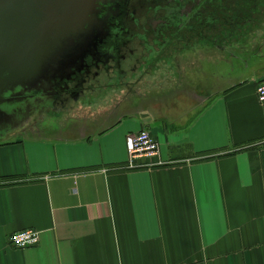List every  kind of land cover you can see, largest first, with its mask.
Masks as SVG:
<instances>
[{
  "label": "crops",
  "instance_id": "1",
  "mask_svg": "<svg viewBox=\"0 0 264 264\" xmlns=\"http://www.w3.org/2000/svg\"><path fill=\"white\" fill-rule=\"evenodd\" d=\"M242 48L251 59L239 78L143 110L146 124L0 142V264H264V40ZM142 130L169 165L128 167L129 136ZM28 230L37 247L9 245Z\"/></svg>",
  "mask_w": 264,
  "mask_h": 264
},
{
  "label": "flooded vegetation",
  "instance_id": "2",
  "mask_svg": "<svg viewBox=\"0 0 264 264\" xmlns=\"http://www.w3.org/2000/svg\"><path fill=\"white\" fill-rule=\"evenodd\" d=\"M263 3L116 0L107 37L54 82L52 104L43 111L96 127L141 118L143 110L180 97L195 101L241 76L251 59L242 46L264 40V21L255 16L264 14Z\"/></svg>",
  "mask_w": 264,
  "mask_h": 264
},
{
  "label": "water",
  "instance_id": "3",
  "mask_svg": "<svg viewBox=\"0 0 264 264\" xmlns=\"http://www.w3.org/2000/svg\"><path fill=\"white\" fill-rule=\"evenodd\" d=\"M115 1L0 0V139L12 125L28 132L34 116L51 106L54 82L95 54Z\"/></svg>",
  "mask_w": 264,
  "mask_h": 264
},
{
  "label": "built area",
  "instance_id": "4",
  "mask_svg": "<svg viewBox=\"0 0 264 264\" xmlns=\"http://www.w3.org/2000/svg\"><path fill=\"white\" fill-rule=\"evenodd\" d=\"M257 97L264 105V82L257 88ZM128 167L130 169L156 168L169 165L161 159L160 145L148 130H142L129 136ZM40 233L34 230L21 231L9 238V245L17 250L37 247Z\"/></svg>",
  "mask_w": 264,
  "mask_h": 264
},
{
  "label": "rangeland",
  "instance_id": "5",
  "mask_svg": "<svg viewBox=\"0 0 264 264\" xmlns=\"http://www.w3.org/2000/svg\"><path fill=\"white\" fill-rule=\"evenodd\" d=\"M225 83H227V81H225ZM225 86H226V84H222L220 87L213 88V91L214 92L218 91V90H220V88H224ZM68 117L69 116H65V118L64 117L58 118L54 114H52L51 111L41 110V111H39L38 115L34 116V119L30 123L31 124L30 127H31V129H36L35 134L37 136H55L57 134H60L62 129H64L65 127H75V126L81 124L78 122L77 119H73V117H69V118ZM27 118L28 117H22V122H25V120H27ZM15 127H16L15 125H12L9 129V132L11 134L7 135V137H5V136L2 137V139H0V142L14 141L17 139H22L23 137H26L27 135H29L26 132V130H22V128H21L19 131ZM13 131H14V133H13ZM3 132H7V127H6V129L3 130Z\"/></svg>",
  "mask_w": 264,
  "mask_h": 264
}]
</instances>
